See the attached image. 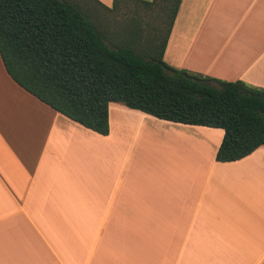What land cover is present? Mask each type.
<instances>
[{
    "label": "crops",
    "instance_id": "1",
    "mask_svg": "<svg viewBox=\"0 0 264 264\" xmlns=\"http://www.w3.org/2000/svg\"><path fill=\"white\" fill-rule=\"evenodd\" d=\"M163 60L264 88V0H181ZM108 122L57 112L0 57V264H264V145L220 162L222 128L116 102Z\"/></svg>",
    "mask_w": 264,
    "mask_h": 264
},
{
    "label": "trees",
    "instance_id": "2",
    "mask_svg": "<svg viewBox=\"0 0 264 264\" xmlns=\"http://www.w3.org/2000/svg\"><path fill=\"white\" fill-rule=\"evenodd\" d=\"M97 0H0V57L9 76L57 112L101 135L119 102L156 118L222 128L216 160H239L264 145V88L168 65L164 50L181 0L161 5L164 31L126 25L120 32L94 11Z\"/></svg>",
    "mask_w": 264,
    "mask_h": 264
},
{
    "label": "rangeland",
    "instance_id": "3",
    "mask_svg": "<svg viewBox=\"0 0 264 264\" xmlns=\"http://www.w3.org/2000/svg\"><path fill=\"white\" fill-rule=\"evenodd\" d=\"M81 1L84 2L86 0ZM89 3L90 2L88 1L87 4L89 6L91 4L94 7V11L100 17V20L103 21L104 25L109 26L108 28L110 32H120L128 24L131 26L137 25L142 29H146L147 25L149 27H152L153 25L157 27L159 26L164 34V31L168 26V14H166V12L164 13L161 5L157 4V2L146 5L134 0H124L118 8L112 10L103 9L101 6ZM119 104L124 106L122 103Z\"/></svg>",
    "mask_w": 264,
    "mask_h": 264
}]
</instances>
